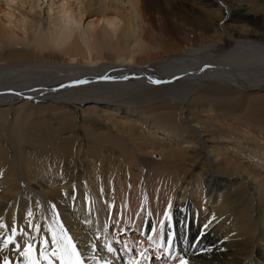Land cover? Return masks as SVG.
Listing matches in <instances>:
<instances>
[{
    "label": "bare ground",
    "instance_id": "6f19581e",
    "mask_svg": "<svg viewBox=\"0 0 264 264\" xmlns=\"http://www.w3.org/2000/svg\"><path fill=\"white\" fill-rule=\"evenodd\" d=\"M69 10L54 33L28 14L0 24V264H24L26 243L51 252L61 227L84 264H264V0H114L76 36ZM233 122L251 139L209 149Z\"/></svg>",
    "mask_w": 264,
    "mask_h": 264
},
{
    "label": "rangeland",
    "instance_id": "374dc122",
    "mask_svg": "<svg viewBox=\"0 0 264 264\" xmlns=\"http://www.w3.org/2000/svg\"><path fill=\"white\" fill-rule=\"evenodd\" d=\"M12 3H11V2ZM90 1L91 2V6L89 8V12L88 10L85 11V2ZM112 0H0V24L1 25H8L6 22L7 18L11 21H16L18 20V18L20 16H23L24 14H28L31 16H36L37 18H40L39 20V26L36 32L39 31H48V29L50 28V30H52L54 33L55 31H57L58 29L54 30V25L59 23L58 18L61 17H57L60 16L57 11H58V7L61 4H65L66 7H68L72 12L71 15H73L71 17V19H69L70 21L68 22V26H70V28L73 30V36L77 35V31L79 32V30H81L82 28H85L89 25V23L96 17V15L98 13H100L101 11V6L103 5H107V4H111L114 2V0L111 2ZM16 2V3H15ZM244 8V7H242ZM8 12L10 13H14V15L9 16ZM4 13V14H3ZM32 14V15H31ZM246 16H252V17H256L257 15H259L260 13L258 12H254L251 11V9L249 11H245ZM248 15V16H247ZM16 16V17H15ZM56 17V19H55ZM72 20V21H71ZM228 22L229 26H238V25H242L245 21L243 20V18H236V19H232V20H226ZM225 21V22H226ZM101 24V21L99 23V26ZM17 25L19 26V23H17ZM103 25H106L105 22H103ZM98 26V27H99ZM117 26H119V24L117 23ZM116 26V28H117ZM48 28V29H47ZM58 28V27H57ZM78 28V29H77ZM109 30V33L113 36V40L115 39V34L113 35L112 33V28L108 27L107 28ZM15 31V34L17 35V37H21L22 35V31L19 29H13ZM17 32V33H16ZM44 33V32H43ZM115 36V37H114ZM17 47V46H16ZM54 50H58V48L53 47ZM102 80H98L93 82L94 84L92 86L89 87V89H91L92 87H100L101 89L105 88L107 90L110 89V87H112L114 84H116L117 80L114 77H109L108 74L103 75V77H101ZM96 80V79H94ZM120 88L122 87V85L119 83L118 85ZM132 90V89H131ZM128 90L125 91V95L124 97L126 98H130L131 95L132 97L134 96V93H136V91L134 92L133 90ZM128 92V93H127ZM134 92V93H133ZM89 93H93V91L91 90ZM124 94V91L121 92V89H119L118 91H116L115 89H111L110 90V94L113 95L111 97H115L113 99L114 100H119V97L121 94ZM140 93V91H139ZM127 95V96H126ZM126 98V99H127ZM88 105H92V103H88ZM101 107L100 110L98 109L97 112H99V115H101V120H105V122L107 123V125H114L117 123V120H119V116L118 114H108V112L104 111V109ZM105 112V113H104ZM10 117V116H9ZM40 119V118H38ZM74 122V121H73ZM76 122V121H75ZM78 123V122H76ZM72 124V123H71ZM233 125L235 127V129L238 130V132L234 135V140H225V141H217V145L216 147H214L213 149L210 147L212 145V143H208L207 147L211 150H215V151H222L224 149L227 148V144L232 145L233 142L235 141V139H251V131L248 128L249 125H247L245 122H233ZM239 126V127H238ZM238 127V128H237ZM70 130L72 131H79L78 130V126L76 127H70L68 128V131L70 132ZM259 130H261V128H259ZM68 132V133H69ZM260 132V131H258ZM262 134L259 133V136L261 135L262 137H264V133L263 131H261ZM262 137H257L258 140H256L259 145L264 146L262 144H264V138ZM222 152H226V151H222ZM151 157L153 159H159L160 156H158L157 154H152ZM262 168H261V173H262ZM206 195V194H205ZM162 216V215H161ZM198 221V220H197ZM197 221L195 222V224L197 225ZM200 229H202V227H200ZM185 227H183L182 232L180 233L181 238L183 239L185 236H188V233H185ZM96 231V230H94ZM110 231H113V233H116L118 230L115 227L114 224L108 225L104 231H102L104 233V238L102 240H104L105 238L109 237L111 234ZM129 234L131 235L132 232L129 231ZM120 236H122V238L125 237V233L123 234V232H120ZM146 236V235H145ZM99 238V239H98ZM139 239H141L140 237H138ZM101 237L97 236L96 240H100ZM187 241V238H186ZM98 242V241H97ZM114 241H110V247H113ZM123 244L126 243H122L121 242V247L120 249L123 252ZM152 246V245H150ZM192 246V244H191ZM115 249V250H114ZM114 252H109V254L117 256V250L116 248H114ZM148 251L152 254L154 253L153 251H157L159 254V257H161L163 254L162 250H158L155 249L154 247H149ZM154 260V257H153ZM161 261H163V257H161ZM164 264V263H163Z\"/></svg>",
    "mask_w": 264,
    "mask_h": 264
},
{
    "label": "snow or ice",
    "instance_id": "6c2138e0",
    "mask_svg": "<svg viewBox=\"0 0 264 264\" xmlns=\"http://www.w3.org/2000/svg\"><path fill=\"white\" fill-rule=\"evenodd\" d=\"M77 83H84V81H77ZM153 83H158V81H153ZM31 215V213H29ZM165 217L168 216V213H164ZM163 223V221L161 222ZM0 227H5L3 224H0ZM37 230H39V225H36ZM51 231V247L52 251L47 250L46 241H41V247L39 250V256L34 255V248L31 243H26L23 245V251L20 253L24 257V264H53V257L59 261V264H84L81 254L77 250L75 244L72 241V238L67 235V233L61 227L59 234L55 231ZM17 229L15 227L11 230V235L4 240V245L10 244L13 242ZM153 237H149L151 241ZM172 237L168 236V243L171 244ZM17 248L21 246L16 245ZM109 252L113 251L112 247L108 248ZM167 251V249H166ZM140 255H143L141 252ZM4 264H9L7 258L4 260ZM107 264V262H106ZM128 264H139V261L129 260ZM178 264H188V261L185 260L182 256L179 257Z\"/></svg>",
    "mask_w": 264,
    "mask_h": 264
}]
</instances>
